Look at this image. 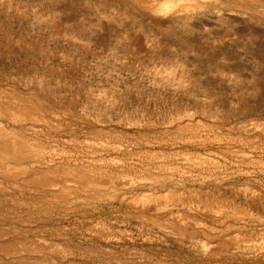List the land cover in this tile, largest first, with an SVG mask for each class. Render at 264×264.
<instances>
[{"label":"rangeland","instance_id":"374dc122","mask_svg":"<svg viewBox=\"0 0 264 264\" xmlns=\"http://www.w3.org/2000/svg\"><path fill=\"white\" fill-rule=\"evenodd\" d=\"M166 1L0 0V264H264V0Z\"/></svg>","mask_w":264,"mask_h":264},{"label":"bare ground","instance_id":"6f19581e","mask_svg":"<svg viewBox=\"0 0 264 264\" xmlns=\"http://www.w3.org/2000/svg\"><path fill=\"white\" fill-rule=\"evenodd\" d=\"M201 1V0H200ZM151 3V2H150ZM193 3H195V0H167L165 3H164V7L165 8H168V9H171V10H174V11H179V12H182V13H185V11H186V9L188 10H190V9H192V7H193ZM145 6L147 7H150V4L148 3V2H145ZM158 6H159V4H158V2H157V4H156V8H158ZM152 7V6H151ZM126 11V10H125ZM121 13H123V12H121ZM127 14V13H126ZM191 18H187V19H185L186 21H189ZM122 20V19H121ZM142 21V20H141ZM180 21V20H179ZM148 32H150V34H153L154 33V31L152 30V28H148ZM147 33V32H146ZM158 35V34H157ZM156 35V36H157ZM138 36V35H137ZM168 37V36H167ZM196 37V36H195ZM196 41V40H195ZM163 42V41H162ZM197 42V41H196ZM175 46V45H174ZM170 52H171V50H170ZM27 98V97H26ZM30 100V99H29ZM3 101V100H2ZM33 102V101H32ZM8 104V103H7ZM10 104V103H9ZM26 104V103H25ZM12 106V105H11ZM20 106V105H19ZM38 107V106H37ZM8 109V108H7ZM6 109V110H7ZM20 109V108H19ZM29 111V110H28ZM14 112V111H13ZM30 112H32V111H30ZM3 113V112H2ZM34 113V112H33ZM187 114V113H186ZM15 115V114H14ZM20 115V114H19ZM36 115V114H35ZM38 115V114H37ZM25 116V115H24ZM8 117V116H7ZM29 117V116H28ZM32 118H33V116H31ZM37 118V117H36ZM188 118V117H187ZM210 119V118H209ZM205 120H206V118H205ZM211 120V119H210ZM179 122V121H178ZM1 123V122H0ZM2 125L0 124V133L3 131L4 133H5V131H4V129H3V127H1ZM9 130V129H8ZM15 131V130H14ZM8 132V131H7ZM21 133V132H20ZM1 134H3V133H1ZM8 134H12V133H10V131H9V133ZM18 134V133H17ZM13 135V134H12ZM19 135V134H18ZM21 135V134H20ZM19 135V136H20ZM3 136V135H2ZM1 137V136H0ZM11 137V136H10ZM16 137V136H15ZM24 138V137H23ZM31 139V138H30ZM17 140V139H16ZM27 141V140H26ZM32 141H33V139H32ZM31 142V141H30ZM35 143V142H34ZM24 144H27V143H25V141L23 140V139H20L19 140V143H18V147L20 146V147H22V146H24ZM31 144V143H30ZM12 146V145H11ZM30 146V145H29ZM10 147H9V145L8 144H6V143H2V142H0V156L1 157H8V153L10 152V149H9ZM23 148V147H22ZM25 148V147H24ZM26 148H28V147H26ZM18 150V149H17ZM30 150V149H29ZM7 155V156H6ZM26 155V154H25ZM11 158V157H10ZM13 159V158H12ZM15 159V158H14ZM26 159V158H25ZM27 159H28V157H27ZM33 159V158H32ZM31 159V160H32ZM24 161V160H23ZM30 161V160H29ZM10 165V164H9ZM1 166V165H0ZM1 171V170H0ZM21 172V171H20ZM22 173V172H21ZM36 173V172H35ZM39 173V172H38ZM41 173V172H40ZM50 173V172H49ZM23 174V173H22ZM51 174V173H50ZM8 175V174H7ZM5 176V175H4ZM29 176V175H28ZM38 176V175H37ZM41 176V175H40ZM8 177H10V176H8ZM52 178V177H51ZM30 180V179H29ZM45 181H47V180H45ZM35 184H36V182H34ZM38 185V184H37ZM40 185V184H39ZM43 185V184H42ZM225 202V201H224ZM207 206V205H206ZM231 207H232V205H231ZM234 208V207H233ZM240 208V207H239ZM219 209H221V206H219L218 208H217V210H219ZM237 210V209H236ZM240 210V209H239ZM1 233V232H0ZM227 239V238H226ZM225 241V240H224ZM2 244V243H1ZM225 245V244H224ZM30 246V245H29ZM38 246V245H37ZM6 247V246H5ZM31 247V246H30ZM2 250V249H1ZM4 250V249H3ZM4 252V251H3ZM37 252V251H36Z\"/></svg>","mask_w":264,"mask_h":264}]
</instances>
